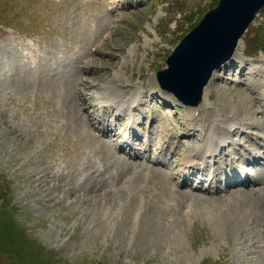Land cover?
I'll list each match as a JSON object with an SVG mask.
<instances>
[{"label": "rangeland", "instance_id": "1", "mask_svg": "<svg viewBox=\"0 0 264 264\" xmlns=\"http://www.w3.org/2000/svg\"><path fill=\"white\" fill-rule=\"evenodd\" d=\"M219 2L0 0V264H264V190L257 193L258 176V188L233 184L240 174L263 173V163L256 170L247 154L235 176L231 166L220 169L230 183L221 180L219 195L209 194L206 182L195 183L199 173L185 184L175 178L182 158L169 166L119 158L121 150L90 136L80 112L88 120L98 113L105 88L128 98L139 88L155 115L166 116L155 142L183 141L175 156L179 147L196 149L186 159L198 156L202 135L190 137L196 123L239 118L236 147L264 161V7L234 61L214 72L198 116L157 81ZM122 122L119 147L131 132L129 119ZM150 135L144 128L136 146ZM159 154L170 157L168 148Z\"/></svg>", "mask_w": 264, "mask_h": 264}, {"label": "water", "instance_id": "2", "mask_svg": "<svg viewBox=\"0 0 264 264\" xmlns=\"http://www.w3.org/2000/svg\"><path fill=\"white\" fill-rule=\"evenodd\" d=\"M264 0H220L201 23L179 43L159 73L164 89L185 104L198 105L213 72L228 61Z\"/></svg>", "mask_w": 264, "mask_h": 264}, {"label": "bare ground", "instance_id": "3", "mask_svg": "<svg viewBox=\"0 0 264 264\" xmlns=\"http://www.w3.org/2000/svg\"><path fill=\"white\" fill-rule=\"evenodd\" d=\"M237 55H238V53H237ZM86 63L87 62H85V64ZM85 64L83 65V67L85 66ZM105 89H107V88H105ZM108 90H109L108 102H110L111 105H115L116 107H119V106L122 107L123 112H125V109H128V108L129 109L132 108L133 111L139 112V105L144 103L145 99L147 97V93L143 92L140 99L136 100L135 96H134L135 93H132L131 97L128 98L127 96L125 97L123 95L122 89H120V88H113V87L109 88L108 87ZM112 92H114V93H112ZM135 102H137V105H135ZM263 112H264V110H263ZM209 114L211 115L212 113H209ZM238 120L239 121H237V122L227 120L225 122V125H222L221 127L219 126V123L217 121H212L211 123H209L210 121H206L204 123V125H206L207 123H209V124H207L205 127H204V125H203V128L196 127L195 133L200 131L201 133L204 134L207 141H203V143H204L203 146L198 148V150L196 152V154L198 156H193V155L191 156L189 154L187 155V159H188L187 167L197 168V169L198 168L202 169V167H203V169H207V167L212 166V163H214V161H212V160L214 158H216L217 156H221V158L224 156L229 157L230 160L225 158L223 160L222 164L223 165L224 164H226V165L231 164V166H232V163L230 161H232L234 164L236 162L235 156L237 157L238 161L241 158H242V160H246L247 154L251 155L253 157V159L258 158V154L253 153V152H248V153H241L240 151L238 153L234 152V150L236 149V144H237L236 142L237 141L234 140L232 138V136L235 134V130H239V127L241 126V124H244V123H241L239 118H238ZM155 122H157V119L151 118V123H155ZM236 124H240V126L237 127ZM229 127H231L230 130L228 129ZM263 127H264V125L260 126V128H263ZM236 133H237L236 136H238L239 135L238 131H236ZM127 140H129V139H127ZM262 140L264 142V138ZM237 145H240V143H238ZM260 145L264 147V144L263 145L260 144ZM163 155H165V154H163ZM260 161L261 160L259 158L257 163H260V164L263 163V165H264V162H262V161L260 162ZM235 167H238V165L237 166L235 165ZM213 169H214V166H213ZM209 176H210V174H204L203 180L207 179V177H209ZM255 176L256 177L258 176V181L260 183V187L258 188L257 193L262 192L264 190V183L262 184V180H263V176H264V169H263V173L261 171L257 170L255 172ZM258 194L262 196V193H258ZM261 196H258V197L262 198ZM254 199L257 200V198H254ZM257 203L259 205L258 201H257ZM259 207L261 210L264 211L263 206H259ZM227 219H225V220H227Z\"/></svg>", "mask_w": 264, "mask_h": 264}]
</instances>
